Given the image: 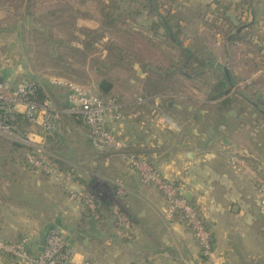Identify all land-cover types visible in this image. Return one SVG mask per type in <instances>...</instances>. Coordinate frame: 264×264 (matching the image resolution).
<instances>
[{"label": "rangeland", "instance_id": "374dc122", "mask_svg": "<svg viewBox=\"0 0 264 264\" xmlns=\"http://www.w3.org/2000/svg\"><path fill=\"white\" fill-rule=\"evenodd\" d=\"M142 1L0 0V83L10 87L36 84L57 107L63 106L68 96V90L60 82L83 86L107 104L117 105L116 110L112 108L106 114L105 123L125 145L119 152L101 151L88 142L81 118L64 115L54 138L46 137L37 123L28 127L26 133L20 126L11 134L0 131V167L29 165L14 144L28 145L33 140L31 134L40 136L43 132L42 141L36 145L43 148L51 156L50 161L56 164L52 176L72 182L80 176L87 181L93 178L92 184L84 188L98 192L100 201L102 197L106 204L112 205L116 191L113 180L119 175L110 173L101 179L99 172L111 168L115 162L118 166L126 163L128 155L147 160L156 168L153 160L147 158V151L138 149L134 153L113 128L124 123L133 132L141 121L154 125L157 120L164 119L170 123L164 130L156 127L152 130L157 138H176L177 142L184 139L186 142L197 132L199 145L207 152L225 150L228 144L247 145L253 152L248 155L245 165L264 184V12L259 30L241 33H238V26L242 14L238 7L231 14L223 4L213 18L208 14L209 9L194 16L192 13H175L168 20L172 27V33L168 34L158 14L144 9ZM180 16L188 21L183 22L182 27ZM180 45L191 50L190 58ZM200 61L207 65L203 66ZM225 69L233 86L228 90L226 100H214L211 98L212 85L225 74ZM105 79L112 83L109 91L100 86ZM155 80L162 82V89L157 92L153 91L157 89L153 86ZM157 100L160 105L154 106ZM129 102L136 109L141 108L140 117H130ZM111 120L114 121L113 128L108 126ZM224 124H228L225 131L221 129ZM255 129L257 132L253 133ZM236 158L241 157L236 154L233 159ZM246 176L264 196V189L255 177L248 173ZM116 180L124 182L125 194L119 196V200H126V183L121 178ZM241 186L248 195H253L246 185ZM212 192L213 197H219L217 192ZM125 207L124 215L130 217L127 201ZM214 216L222 226L230 222L221 212ZM101 218L95 220L97 226L103 223ZM178 219L185 225L181 216L173 221ZM114 223L117 226L115 219ZM132 223L128 230L124 226H117V229L128 233L135 227L133 220ZM235 223L251 235L255 231L254 223L247 218L236 219ZM95 241L98 249V232ZM254 255L259 263H264V251ZM13 260L22 264L20 259ZM205 263L208 260L201 253L200 261L194 264Z\"/></svg>", "mask_w": 264, "mask_h": 264}, {"label": "crops", "instance_id": "0c3cea01", "mask_svg": "<svg viewBox=\"0 0 264 264\" xmlns=\"http://www.w3.org/2000/svg\"><path fill=\"white\" fill-rule=\"evenodd\" d=\"M179 1L143 0L142 7L157 13L159 21L170 27L168 20L175 13H192L194 16L209 9L208 14L212 17L214 8H221L223 4L231 14L237 7L242 14L238 33L259 30L262 25L264 2L261 0ZM192 7L197 8L192 10ZM162 13H167V16L163 17ZM185 21V17H179L181 27ZM158 102L155 101L154 106L160 105ZM127 105L131 118L140 117L141 108L136 109L130 102ZM130 105L134 106L133 110ZM80 121L88 135L87 124ZM166 121L159 119L154 125L141 121L136 127L133 124V132L124 123L113 128L112 120L108 126L117 131L118 136L121 135L134 153L138 149L147 151L149 157H146L153 160L161 174L182 186L188 201L197 208L212 234L214 256L205 264H264L259 263L254 255L264 251V196L246 176L248 173L253 178L249 169L233 160L236 154L244 161L249 160L248 155L253 151L248 150L247 145L236 147L228 144L225 150L207 152L199 145L197 132L186 142L184 139L177 142L176 138H157L152 130L154 127L164 130L170 124L169 120ZM221 126L223 131L228 129V124ZM43 135V132L40 136L31 134L33 144L41 142ZM87 137L91 142L89 135ZM184 152H191L192 159L183 158ZM243 170L246 175L241 172ZM110 173L119 175L117 178L123 179L127 186V208L135 222V227L128 233L117 229L112 207L102 197L100 212L103 223L98 226L87 216L83 202L72 197L70 191L82 190L85 185L92 184L93 178L87 181L80 176L73 182L69 179L61 181L54 174L52 176L29 165L1 166L0 239L9 242L27 239L28 252L37 254L43 250L49 232L58 229L72 243L74 255L70 264L198 263L201 250L195 236L180 219L173 221L168 218L162 194L155 187L142 184L127 162L119 166L115 162L111 168L99 172L98 177L104 179ZM117 178L113 180L114 184ZM241 184L246 185L253 195L243 191ZM212 191L219 197H213ZM216 212H221L230 221L227 226L219 224L214 216ZM243 217L254 223L252 235L235 223L236 219ZM97 232L100 240L98 249L95 244ZM0 264L16 263L11 256L0 255Z\"/></svg>", "mask_w": 264, "mask_h": 264}, {"label": "built area", "instance_id": "2783aa9c", "mask_svg": "<svg viewBox=\"0 0 264 264\" xmlns=\"http://www.w3.org/2000/svg\"><path fill=\"white\" fill-rule=\"evenodd\" d=\"M5 84V83H4ZM0 83V131L10 134L19 127L15 114H22L33 123H37L46 137L54 138L60 128V120L64 115L81 118L88 128L89 139L93 146L105 152L122 151L125 145L116 134L107 127L105 116L108 112L116 110V104H107L97 94L67 82H60L68 86L67 103L57 107L53 100L46 95L44 99L38 96L36 84L22 83L15 87ZM21 109H18L20 108ZM22 141V140H21ZM24 142V141H22ZM33 151L26 153L28 163L47 174H52L56 164L51 162V156L41 147L28 143ZM130 167L138 174L139 181L144 185L155 187L163 196L166 215L174 220L181 216L185 225L190 228L201 249L202 257L210 260L213 254V239L209 228L201 218L196 207L191 204L183 188L172 180L164 179L149 161L135 158L133 155L125 157ZM234 163L249 169L242 158L233 159ZM250 170V169H249ZM253 175V174H252ZM257 184H264L258 175L254 176ZM263 184V185H262ZM115 202L112 203V215L117 226L128 230L133 226L130 217L125 216L126 200H119L125 194V185L122 180H116ZM72 197L83 202L93 220L101 218L98 208L99 197L91 188L82 191H70ZM0 255H8L20 259L22 264H70L73 261L74 250L71 241L58 229L49 232L43 250L34 255L27 250V240L7 242L0 240ZM84 264H91L85 262Z\"/></svg>", "mask_w": 264, "mask_h": 264}, {"label": "trees", "instance_id": "16d2710c", "mask_svg": "<svg viewBox=\"0 0 264 264\" xmlns=\"http://www.w3.org/2000/svg\"><path fill=\"white\" fill-rule=\"evenodd\" d=\"M218 9H219V6H216L214 8L215 11L218 10ZM215 11L213 12L214 14H215ZM138 14H140V13H138ZM214 14L212 15V18L214 17ZM108 17L110 18V15H108ZM77 25L79 26V22L77 23ZM163 26H164V29L166 30V32L168 34H171L172 33V27H170L168 25H163ZM180 46L182 47V49L187 54V58H190L192 56V54H193L191 52V50L189 48H184L182 45H180ZM197 61H198V59H197ZM200 62H201V64L203 66H206L207 65L206 62H204V61H200ZM162 77L163 76H161L159 78L162 79ZM161 79H159V80H161ZM159 80H155V82H153L154 83L153 86L155 88H157L156 90H153L154 92H157V90L162 89V86H161L162 82H158L157 83V81H159ZM233 83L234 82H233V80L231 78H228L224 73L221 74L218 77L217 82L214 85H212V89H211V95L212 96H211V98L214 99V100H218V101L219 100H223V101L226 100L225 96L228 94V92H229L228 90L230 89V87L233 86ZM100 86H101V88H104L106 91H109V89L112 87V83L109 82V80L105 79V80H102V82L100 83ZM36 88H37L38 96H39V98L41 100L44 99L46 97V95H48V94H46L43 91V89L40 86L37 85ZM65 88L69 91V87L68 86H66ZM15 119L18 122V124L21 127V129L23 130V132H25V133H26L28 127H30L31 125H33V122H31L29 119H27L22 114H15ZM14 146H17L18 148H20L21 152L24 154V157H25L24 159H25L26 163H28L27 158H26V153L27 152H30V151H33V148L31 146H28V145L23 144V143H16V144H14ZM115 187H116V185H115ZM95 194L98 195V192H96ZM100 207H101L100 200H98V208L100 209ZM109 207L111 208L112 205L110 204ZM86 213H87V216L89 218L93 219L92 216L90 215V213L87 211V209H86ZM100 214H101V212H100ZM101 217H102V215H101ZM4 256H6V255H4Z\"/></svg>", "mask_w": 264, "mask_h": 264}, {"label": "water", "instance_id": "95a60500", "mask_svg": "<svg viewBox=\"0 0 264 264\" xmlns=\"http://www.w3.org/2000/svg\"><path fill=\"white\" fill-rule=\"evenodd\" d=\"M226 75L227 77L229 78V74H228V71H226ZM182 157L185 158V159H192V153L191 152H184L182 154ZM183 193L185 194V192L183 191ZM186 196V195H185Z\"/></svg>", "mask_w": 264, "mask_h": 264}]
</instances>
